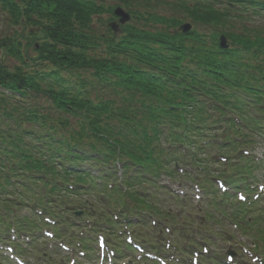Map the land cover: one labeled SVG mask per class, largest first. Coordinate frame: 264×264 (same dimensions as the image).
<instances>
[{
    "label": "trees",
    "instance_id": "obj_1",
    "mask_svg": "<svg viewBox=\"0 0 264 264\" xmlns=\"http://www.w3.org/2000/svg\"><path fill=\"white\" fill-rule=\"evenodd\" d=\"M117 2L0 0V239L14 230L35 241L51 226L84 248L91 238L75 232L120 243L123 224L163 220L160 178L188 162L210 171L199 158L210 149L239 151L226 164L233 173H219L254 190L248 180L264 161L240 145L264 136V0ZM119 5L132 18L115 32ZM225 204L236 216L247 207Z\"/></svg>",
    "mask_w": 264,
    "mask_h": 264
},
{
    "label": "rangeland",
    "instance_id": "obj_2",
    "mask_svg": "<svg viewBox=\"0 0 264 264\" xmlns=\"http://www.w3.org/2000/svg\"><path fill=\"white\" fill-rule=\"evenodd\" d=\"M105 1L118 3L117 0ZM262 20H264V16L261 20L257 21L264 23ZM187 22L192 24L191 21ZM222 136H224V132L221 129L217 134L211 136V142L219 143V137ZM240 139L242 138L236 140L240 142ZM244 149V155L247 154L252 157V159L260 160V162L263 163L264 136L256 135L253 138L252 144H249L247 148L244 147ZM225 152L227 153L226 155H229V163L232 164L234 161H238L240 153H236V151L232 152L231 150ZM199 158L209 159L213 163L209 169L210 171L206 172L207 170L204 169L199 162H196V164L188 162L187 165L179 167L180 172L182 171L184 175L181 174L177 178L172 179H168L166 175H163L160 178V185H165L166 188L172 192L168 193L166 190H162V192L159 191L154 202L157 205L155 209L163 214L162 221L164 222H159V224L156 225V222L152 221L154 218L151 217L149 226H134L133 229L135 230V233H141L142 237L148 239V241H152L155 247L159 248V251L154 250V253L160 258V263H162V260H165L170 264H193V259L196 258H199L202 263V254H199V252H207L205 250H208L219 254V259H221L222 264H259L260 261H255L254 258L256 255L253 253L257 250L259 242L261 240L264 241V203L262 202L253 207L254 210L251 211H248V208L245 207L244 212L238 216L233 215V213H235L234 211L233 213L231 212L233 206H225L222 204L223 201H218V199L224 191L235 193L234 197L237 198H239L241 194L238 193L233 186L225 182L220 186L219 180L215 178L224 176V174L219 173L220 171L233 173V168H226L227 160L220 152H218L217 148L206 151L205 155L199 156ZM213 176L214 178H211ZM251 176H253L251 182L253 180L256 181L255 186L258 189L262 187L264 185V165L255 167ZM223 180L225 179L223 178ZM210 187H214L218 192L214 189L209 191L208 189ZM203 189L207 190L208 194L211 195H206L203 192ZM164 191L166 193H164ZM157 192L158 190L156 193ZM212 193L214 195H212ZM174 194H176L177 200L173 198V196L175 197ZM247 197V201L249 202V200L252 199V196L247 194ZM215 200L218 204L224 205L223 208L221 207V209H223L222 213L225 215L229 214L228 216L224 217L222 213L220 214L221 210H216L214 208ZM97 206L100 205L97 204ZM27 212V209H22L20 211L23 215ZM209 213L211 216H209ZM259 214L262 215V218H258ZM251 215L257 217L258 220L255 222L250 220L251 218L249 216ZM232 218L233 222L230 221ZM159 229H162L164 234H161ZM190 240L196 241L199 248L192 249V251L189 252V255H182L180 250L175 246H177L178 243L180 248L186 247ZM21 242L25 243V240H21ZM37 244L38 250L47 253L46 256L54 255L58 264H61L59 262L61 256L58 255H65L70 259H77L81 264H97L94 260L88 262L84 257L81 258L78 250H64L63 242L60 240L43 238L40 239ZM25 246H27L26 243L24 244V247ZM31 246L26 248L28 251H26L24 255H20L25 263L48 264L47 262H37V260H35V258L38 257L37 252L32 254L27 253L30 251ZM94 247L98 251L99 246ZM163 249L165 250L161 252ZM145 250L146 252H152L149 247H145ZM13 252L16 254V249H14ZM230 252L232 253L231 255H229ZM11 254L12 253L9 250L4 253L5 256L7 255L9 257H11ZM141 255H143L141 252L134 253L130 256L131 260H129V258H122L119 259L118 264H144L143 262L145 260L140 259ZM41 257H43V255H41ZM162 257L164 259H162ZM70 259L69 261H71ZM205 259H207V263L209 264L211 258L207 256ZM173 260H176L177 263L172 262ZM11 263L15 264L13 261H11ZM150 264L156 263L150 262Z\"/></svg>",
    "mask_w": 264,
    "mask_h": 264
},
{
    "label": "water",
    "instance_id": "obj_3",
    "mask_svg": "<svg viewBox=\"0 0 264 264\" xmlns=\"http://www.w3.org/2000/svg\"><path fill=\"white\" fill-rule=\"evenodd\" d=\"M115 14L117 16H119V22L122 23V24H125L127 23L129 20H130V14L127 13L123 8L121 7H118L116 8L115 10ZM111 27L117 31L118 28H119V25L117 23H111ZM192 28V25L190 23H184L183 25H181L180 29L186 33L188 31H190ZM220 46L223 48V49H228L229 48V44H228V38L226 37V35L222 34L220 36Z\"/></svg>",
    "mask_w": 264,
    "mask_h": 264
}]
</instances>
